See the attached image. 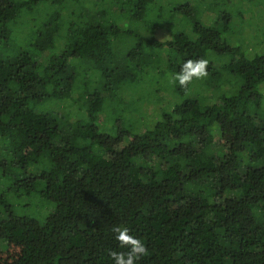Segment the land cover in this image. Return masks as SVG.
I'll use <instances>...</instances> for the list:
<instances>
[{"label": "trees", "instance_id": "obj_1", "mask_svg": "<svg viewBox=\"0 0 264 264\" xmlns=\"http://www.w3.org/2000/svg\"><path fill=\"white\" fill-rule=\"evenodd\" d=\"M76 1L0 0V264H114L115 225L138 264H264V54L229 12L161 39L122 26L155 0ZM200 57L199 87L173 82Z\"/></svg>", "mask_w": 264, "mask_h": 264}, {"label": "rangeland", "instance_id": "obj_2", "mask_svg": "<svg viewBox=\"0 0 264 264\" xmlns=\"http://www.w3.org/2000/svg\"><path fill=\"white\" fill-rule=\"evenodd\" d=\"M186 2H190V4L195 7L193 14L188 16L186 12L178 11L175 13L173 11L176 6L184 4ZM74 3H77L75 7L78 10H85L84 0L76 1ZM163 6L165 7L166 12L160 19L158 17L159 11ZM215 10H218V14H220L221 12H229L234 16L236 24L233 27L230 35L234 42L233 45L243 46V48H247V50L251 53L253 52V54H264V30L261 31L256 37L254 36V34L257 33L255 31L257 27L254 25V23L257 21V18L264 16V0H155L149 6L147 11L143 13V17L141 19L132 20L128 18V21L126 22H123L122 17L124 13L121 12L119 4H114L111 11L108 10V12L111 14V16L116 17V19L121 18L123 22L122 26L124 27L122 28L130 30L132 34L137 33L145 37L156 36L161 39H166L169 38L170 35H174L179 31H185L189 33L190 30H192V23L194 19H200L202 22H204V20L206 21L207 19L208 22H211L213 17L215 16ZM154 53L155 56L159 55V52L156 50L154 51ZM157 61L158 59L156 58L151 59L150 61H147V65L152 66L151 64H155ZM220 61L222 63L224 62L223 59ZM216 64L219 65L220 63L216 62ZM143 70H146V68H144ZM146 76L147 74L146 72H144L137 78V80L141 81V77L145 78ZM155 76V81L148 80V82L142 84L148 88L154 85H156L157 88H160L161 85H163L164 87L167 86L166 84L170 81V78L168 77L163 80V77L160 74H156ZM156 80H160V82L157 83ZM152 81L153 83H151ZM200 83V81L196 80L193 83V87H199ZM204 88H202V91L206 94H210V89L207 90L206 88ZM194 90L197 91L198 89L194 88ZM132 93L133 91L128 89L122 94L125 98L129 99ZM179 97L182 98L181 95H179ZM173 99V93H165L164 100L166 103H171ZM143 104V106H145L144 109L148 110V106H150L151 103L145 101ZM152 107L155 108V105H152ZM54 108L60 114L65 112V108L60 103L55 104ZM102 118L104 119L103 115ZM216 135V141L219 142L220 137L218 134Z\"/></svg>", "mask_w": 264, "mask_h": 264}, {"label": "clouds", "instance_id": "obj_3", "mask_svg": "<svg viewBox=\"0 0 264 264\" xmlns=\"http://www.w3.org/2000/svg\"><path fill=\"white\" fill-rule=\"evenodd\" d=\"M209 60L205 58L187 59L181 65L180 71L174 75L173 82H178L182 88L187 89L194 80L207 78ZM115 239L122 248L127 251L112 250L109 255L114 264H138V261L148 255V249L144 242L131 234L130 229L115 225L112 227Z\"/></svg>", "mask_w": 264, "mask_h": 264}]
</instances>
